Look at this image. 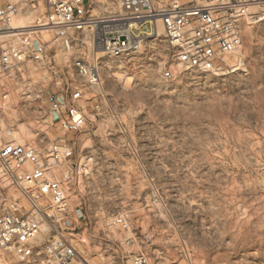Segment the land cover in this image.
<instances>
[{
	"label": "rangeland",
	"instance_id": "obj_1",
	"mask_svg": "<svg viewBox=\"0 0 264 264\" xmlns=\"http://www.w3.org/2000/svg\"><path fill=\"white\" fill-rule=\"evenodd\" d=\"M257 12L241 28L238 52L214 72L178 69L164 80L154 63L164 57L161 45L121 61L97 55L101 84L85 91L78 134L41 118L45 109L23 102L17 84L22 76L43 88L60 79L78 85L73 51L53 48L57 76L30 64L9 75L0 70L4 140L41 151L57 138L74 143V157L59 170L69 176L64 223L98 241L77 245L72 264H126L137 252L157 264H264V7ZM42 13L30 10L17 26ZM9 40L0 38V54ZM1 189L0 211L25 215L20 195ZM41 230L44 241L47 227ZM0 264L19 263L0 252Z\"/></svg>",
	"mask_w": 264,
	"mask_h": 264
},
{
	"label": "built area",
	"instance_id": "obj_2",
	"mask_svg": "<svg viewBox=\"0 0 264 264\" xmlns=\"http://www.w3.org/2000/svg\"><path fill=\"white\" fill-rule=\"evenodd\" d=\"M36 7L43 13L27 30H14V20ZM262 7L264 0H5L0 2V32L13 33L6 35L10 40L0 54V70L9 75L30 64L57 76L53 48L73 51L69 68L78 85L60 79L51 82L55 88H43L22 76L17 84L23 102H37L39 110L45 109L43 115L39 112L41 118L47 117L64 134H78L86 124L81 107L85 91L101 84L102 65L96 50L121 61L143 48L158 52L161 45L164 57L156 56L154 63L164 80H173L178 69L214 72L240 47L243 24L257 21V9ZM44 32L49 34L46 41ZM0 100L5 105L7 94ZM3 131L0 114V186L14 189L29 210L21 216L12 214L16 207L12 212L0 211V252L12 255L19 264H72L77 245L98 241L76 227H65L69 209L63 181L69 176L68 170L59 176V170L74 157L73 141L57 138L41 151L4 140ZM3 192L0 201L6 199ZM76 215L81 216L80 210ZM43 225L47 238L40 241ZM130 242L127 238L124 243ZM126 264L157 263L137 252Z\"/></svg>",
	"mask_w": 264,
	"mask_h": 264
},
{
	"label": "bare ground",
	"instance_id": "obj_3",
	"mask_svg": "<svg viewBox=\"0 0 264 264\" xmlns=\"http://www.w3.org/2000/svg\"><path fill=\"white\" fill-rule=\"evenodd\" d=\"M14 21H15V27H14L15 29L14 30H16V29H18V31H25V30H27V29H25V28H27V26H24L23 24L21 26H17L18 21H20L19 18L15 19ZM162 32H163V30H162L161 26L158 25L157 26V35L158 36L161 35ZM11 33H13V31H1L0 32V36L1 37H7L6 35H9ZM44 34H47L49 36V34L47 32H44ZM240 47H241V45H240ZM240 47L237 49L236 52H238V50L240 49ZM96 51H97V54L98 55H103V53H101L100 51H98V50H96Z\"/></svg>",
	"mask_w": 264,
	"mask_h": 264
}]
</instances>
